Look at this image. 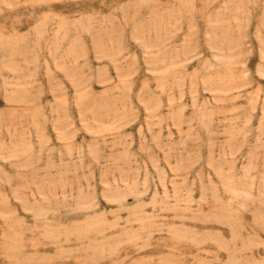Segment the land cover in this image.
Segmentation results:
<instances>
[{
    "label": "rangeland",
    "instance_id": "374dc122",
    "mask_svg": "<svg viewBox=\"0 0 264 264\" xmlns=\"http://www.w3.org/2000/svg\"><path fill=\"white\" fill-rule=\"evenodd\" d=\"M0 264H264V0H0Z\"/></svg>",
    "mask_w": 264,
    "mask_h": 264
}]
</instances>
